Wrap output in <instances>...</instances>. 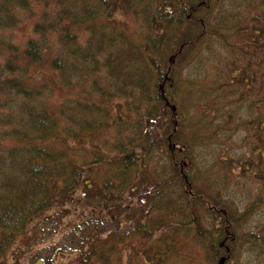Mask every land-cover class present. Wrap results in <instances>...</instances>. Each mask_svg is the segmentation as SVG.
Masks as SVG:
<instances>
[{
	"label": "trees",
	"instance_id": "16d2710c",
	"mask_svg": "<svg viewBox=\"0 0 264 264\" xmlns=\"http://www.w3.org/2000/svg\"><path fill=\"white\" fill-rule=\"evenodd\" d=\"M197 1L201 5H197ZM209 1L211 6L208 0H57L59 6L63 5V9L59 7L57 16L70 18L69 22L60 19L49 25L43 21L37 31L43 36L41 42L32 39L25 46H19L0 32V254L5 252L4 242L19 237L28 238L30 229L39 219L41 221L46 217H53L59 224H69L66 231L74 237H80L84 230L95 233L102 231L94 218L89 220L93 213H85L84 209H88L86 205L94 201V209H99L95 213L98 216L109 211L111 216L115 212L121 214L123 209L127 217L129 209L125 208L127 205H124V197L127 191L134 190L145 194L146 198L142 199L151 197L155 204L153 208L157 210L158 206L166 209L161 205L165 203L162 200L169 197L170 193H175L177 197L173 199L179 200L177 205L180 208L174 206V218L170 219L178 221L176 226L179 229L190 231L198 214L203 211L202 206L207 205L209 210H215L220 204V201L212 198L201 202L208 192L194 188L198 183L196 173L210 170L206 157L208 160L213 154L217 153L215 161L229 160L227 150L223 151L224 154L218 152L214 142L208 140L206 143L207 138L194 134L195 126L199 128L209 123L220 137L226 132V124L238 117L240 126L234 127H240V139L245 144L242 146L244 149L248 146L253 156L248 152L238 155L240 164L236 163L235 166L240 170H251L252 174L260 175L264 182V0H239L240 4L247 7L244 10L240 7L242 12L239 16L235 18L233 14L229 15L224 23H221L222 20L218 25L209 22L212 17L210 7L214 3L219 4L220 0ZM15 2L24 6L27 0H0V30H4L9 19L13 18ZM78 8L80 11L74 10ZM119 9L140 24L138 32L141 40H135L136 32L132 33L133 36L127 33L132 32L128 30L129 24L119 27L114 15V11ZM101 18L105 21L101 20L100 27L97 19ZM91 20L92 23L89 22ZM49 29H53L57 35V43L63 45L60 50L55 49L52 43L47 48ZM76 29H85L91 33L88 46L79 47L73 43L77 38ZM117 39L123 43L124 48L114 52L112 48ZM212 43L218 46L212 49ZM237 43L240 44V66L234 56V59H229L233 66L227 64L223 71L216 69L214 64L223 60V53H235L227 47L236 50ZM183 44L186 45L184 50L190 48V52L188 55L186 53L185 61L181 64L185 68L184 64L191 66L194 63L195 70L188 72H193L189 77L196 86V98H199L198 102L203 100L205 113L210 114L208 116L218 118H200L198 121L191 119L193 128L189 121L183 124L176 120L169 122L163 104L171 101L161 94L162 91L166 95L173 88L170 80H165L164 67L170 64L168 56L177 53ZM50 47L53 53L51 66H44L40 70L37 67V75H42L35 78L31 67L33 64L44 65L42 57ZM223 47L227 50H222ZM62 49L65 51L62 52ZM97 51L107 53L102 66L111 71H108L109 75H115L116 67L113 64L119 61L147 68L146 73L140 68L135 70L131 79H128L136 90L145 88L142 83L144 75H157V78H161L152 92L139 93L137 99L141 101L136 103L135 100V107L130 108L126 117L130 119L134 134L126 135L130 138L125 140L121 136L100 143L99 135H95L101 128L100 122L96 121V125H93L86 121L79 125L73 121L69 114L74 110L85 111V107L92 111L90 103L89 107L75 103L77 105L74 107L66 108V103L59 106L52 104L47 96L53 86H57V81L61 80V87L65 88L75 75L86 84L90 71L96 70L100 61ZM181 53L175 55L178 61L185 56ZM211 55L209 67L196 65V58L207 59ZM211 72L217 76V84L212 81ZM95 86H99L102 100L104 96L108 97L107 93H111L107 86L92 80L89 88L96 90ZM220 91L218 96L212 98L214 92ZM201 94L216 101H205L200 98ZM145 96L149 98L146 104ZM217 100H221L222 104H217ZM118 120H121V116L116 120L113 115L107 125L117 127L123 123V120L122 123ZM156 124L160 132L155 129ZM93 126L100 128L90 129ZM171 126L170 131L168 129ZM183 126L186 136L179 139L178 131ZM87 133L91 138V150L82 144ZM116 134L123 135L117 131ZM200 158H205V161ZM236 171L232 170L233 173ZM247 173L243 175L247 176ZM139 178L143 181H139ZM148 183L149 190L142 191ZM221 202L224 204L227 201ZM262 203L263 199L260 205ZM117 213L109 222H116L114 218ZM261 213L259 221L262 223L250 229L248 236H240V243L251 244L250 249L260 244L259 253H264V211ZM179 215L181 217L178 218ZM162 222L164 220L157 223L161 225ZM152 223L155 224V221ZM195 223L198 226V220ZM138 227L141 235L148 229L143 221H140ZM220 231L212 233L214 248ZM91 248V255L74 248L71 264H108L106 246L91 244ZM60 252L64 253L62 250Z\"/></svg>",
	"mask_w": 264,
	"mask_h": 264
},
{
	"label": "rangeland",
	"instance_id": "374dc122",
	"mask_svg": "<svg viewBox=\"0 0 264 264\" xmlns=\"http://www.w3.org/2000/svg\"><path fill=\"white\" fill-rule=\"evenodd\" d=\"M208 2L211 6V1L208 0ZM199 4L198 2L197 5ZM14 5L15 10L13 12V18L9 19L6 28L0 30V32L4 34L7 39H10L13 44L19 46H25V44L32 39H38L39 42L42 41L43 36L37 33V31L38 26L43 21L52 25L51 23L57 20L63 19L64 22L67 23L70 19L57 16L59 7L63 9V5L59 6L57 0H27L24 6H19L17 2H15ZM240 7L244 10L247 5L240 4L239 0H220L219 4L214 3L213 7H210L212 8V17L209 22L211 25H218L223 20L221 23H224V20H227L230 17L229 15L232 14L236 18L240 15V12H242L240 11ZM74 10L80 11L79 8ZM232 10L234 11L232 12ZM114 15H116L115 20L120 28L129 24L128 30L132 32L127 33L131 35L136 32L135 40H141L139 36L140 32H138L140 24L136 22L131 15L123 13L121 9L114 11ZM101 20L105 21V19H97V23L100 27ZM89 22L92 23V20ZM47 32V48L48 44L52 43L55 49L59 48L60 50V46L63 45L57 43V35L53 29H49ZM75 32L77 33V38L73 43L79 47L88 46L91 33L85 29H76ZM116 42L114 48H112L114 52L124 48L123 43L119 39H117ZM235 45L236 50L227 47L228 50L234 51L235 53H233V55L223 53L222 55L226 57L224 56L223 60L214 64L216 69L223 71L226 69L227 64L233 66L229 59H234V56L236 57L235 59L239 61L238 64L240 66V44L237 43ZM185 46L186 45L183 44V46H181L182 48L177 50V53L172 56L169 55L168 60L170 64H168V67L167 65L164 67L166 75L165 80H170L173 86L172 90L166 92V95L161 89L160 91L163 96H166L171 101H165L163 104L164 110L168 113L165 115L169 122L176 120L178 123L180 122L183 124L185 121H189L190 127L193 128L191 119L198 121L200 118L208 120L218 118L208 116L210 114L205 113L206 108L203 100L200 99L198 102L199 98H196V86L190 81L189 77V75L192 76L193 72H188V70H195L194 63L191 64V66L184 64L185 68L183 64H181V62L185 61V57L190 52V48L184 50ZM217 46V43H212L210 45L212 49H215ZM227 48L223 47L222 50H227ZM51 51L52 47L43 55L42 59L44 65H32L31 72L32 75L34 74L35 78L42 75H37L38 70H35L37 67H40V70L44 66L45 68L51 66L50 62L53 60V53H51ZM63 51L65 50L62 49V52ZM178 53L185 55L182 59L183 61L175 59V55ZM97 55L100 61L98 60L96 70L90 71V77L86 84L83 83V79L75 75L70 81V85L65 88L61 87V80L57 81V86H53V90L48 92L47 96L51 99L50 102L52 104H57L59 106L66 103V108L68 106L74 107V105L77 104L82 106L87 105L89 107L90 103L91 107H93L92 111H88V108L85 107V111L74 110L73 113L69 114L73 118V121L79 125L86 121H90L93 125H96V121L97 123L100 122L101 128L98 126L90 127V129L100 128L98 130L99 132L95 133L96 136L99 135L98 141L100 143L113 141L121 136L125 140L130 138L126 135L130 134L129 136H133L134 134V131L131 130L130 127V119L127 120L126 117L127 114H129L130 108L135 107V100L136 103L141 101V99H137L139 93L142 94L143 91L144 93L146 91L152 92L154 88H157L156 83L161 81V78H157V75L150 77L146 75L143 77L141 76L145 88L136 90V87L130 85L128 79H131L135 70L140 68V70L143 69L144 73L145 71L148 72L147 68L140 66V64L131 65L122 61L114 62L113 66L116 67V72L115 75L112 76V74H108V71L109 73H111V71L102 66L107 53L104 51H97ZM200 59L201 58L195 59L196 65L199 67H209L212 55L207 59ZM150 70L152 69L150 68ZM152 73L155 72L152 71ZM210 75L214 84H217V76L213 75V72H211ZM109 77H113V79ZM92 80L110 89L111 93H107V98L104 96L103 98L105 99L102 100L99 95V86H95L96 90H91L89 88V84ZM220 93L221 91L219 93L214 92L212 98L218 96ZM145 97L146 104L149 98L148 96ZM200 98L205 101L209 99L208 102L211 103L216 101L206 94H201ZM217 104H222V101L217 100ZM63 109H61L62 113ZM113 115H115L116 120L118 116H121V120L117 122L123 120V123L121 122L122 124L117 127L114 125H107L109 118ZM165 120L164 118L163 121ZM154 122L159 123L158 120H154ZM195 125L196 124H194V126ZM226 125H228L226 132L220 137L215 133V127H211L209 123L203 124L199 128H195V126L194 130L192 129L194 134H198L201 138H207L205 141L206 143H208V140L212 143L214 142L213 145L216 144L215 146H218V152L223 153V151L227 150V158L229 160L215 161V155L217 153L213 154L208 160L206 157V163L209 164L210 170L206 172L203 170L201 173H196L198 176V183H196L197 185H195L194 188L208 192L206 194L207 196H205L204 200H201V202L207 199L209 201V199L212 198L216 201H220V204H218L219 208L216 207L215 210H209V206L207 205L202 206L203 211L199 214L195 213L196 215L198 214V226L195 223L197 220H195L191 225L190 231L179 229L180 227L176 226V222L178 221L170 219L174 218L172 212L175 211V207L178 209L180 208V206L177 205L179 200L173 199L177 197L175 193H170L169 197H165V199L162 200L165 201V203H161V205L166 209H162V207L158 206L157 210L153 208L155 204L152 203L151 197H147L148 199L145 200L142 199L143 197L146 198L145 194L140 191H127L124 197V205H127L125 208L129 209V211H127V217L122 209L121 211L123 212H121V214L115 212L117 213L114 218L116 222H109L115 213L112 216L110 211L107 214L95 215V213L99 212V209H94L95 202L92 201L86 205L88 209H84L85 213L88 215L93 213V216L89 217V220L94 218L103 230L96 233L84 230V232L80 234V237H74L71 235V232L66 231L69 227V224H66V222L59 224L53 217H46L41 221L39 219V222L30 229L28 238L19 237L12 241L7 240L3 243L5 246L3 250L5 254H0V264H71L74 258V256H71L74 254L72 253L74 252V248H76V250L79 249V252H85L91 255V244L107 247L108 264H264V253H259L260 244L250 249L251 247H249V245L251 244L244 245L243 242L242 244L240 243V236H248L250 234V229L257 228L262 223V221L259 220H261L262 217L261 212L264 211V204L262 203L260 205L261 199L264 200V182H262L260 175L252 174L253 172L251 170H240L237 165L235 166L236 163L240 164V158H238L240 156L238 155H243L247 152L251 156H253V154L248 149V146H245L246 149L242 146L244 143L242 139H240L242 136L240 127H234L240 126V119L238 117L233 118L231 122ZM216 127L219 128L218 125ZM155 129L159 131L158 124L155 125ZM115 130L123 135H117ZM168 130L171 131L172 126ZM177 131L178 130H175V132ZM185 133L186 129H184L183 126V129L178 131L179 139H181V136H186ZM90 139L88 133L83 137L84 142L82 144L88 149H90L91 146ZM195 147L197 150L198 146L196 145ZM88 149L87 151H89ZM221 153L218 154L221 155ZM115 154L116 153H114V155ZM90 156L89 154L88 157ZM200 159L205 161V158ZM165 169L166 168L163 170ZM233 169H237V171L233 173ZM245 172H249L247 176L243 175ZM139 181L143 180L139 178ZM149 187L150 184L148 183L142 191L145 189L149 190ZM89 194L92 195L95 193ZM179 199L181 203V198ZM221 201L227 202L222 204ZM197 204L200 205L199 203ZM161 209L162 211H160ZM95 210L96 212H94ZM148 214H150L151 217L144 218V216ZM130 217L133 218L129 219ZM179 217L181 216L179 215L178 218ZM69 218H71V215ZM161 220H164V222L159 225L157 222ZM187 220H189V218ZM140 221H143V225L148 227L143 233L144 235L139 234L138 225H140ZM153 221H155V224L152 223ZM188 223L189 221L186 223L187 226ZM231 227L232 229L230 230ZM219 230H221L220 237L215 242L214 248L213 243L215 240H211L212 233ZM98 237L101 238L98 239ZM218 245H220V250L218 249L217 251L216 248ZM61 250L64 251V253L60 252ZM92 264L98 263L94 262Z\"/></svg>",
	"mask_w": 264,
	"mask_h": 264
}]
</instances>
